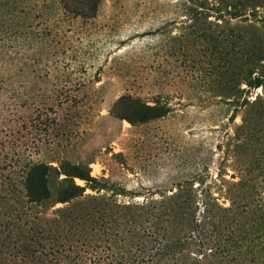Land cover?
Masks as SVG:
<instances>
[{
	"label": "rangeland",
	"instance_id": "obj_1",
	"mask_svg": "<svg viewBox=\"0 0 264 264\" xmlns=\"http://www.w3.org/2000/svg\"><path fill=\"white\" fill-rule=\"evenodd\" d=\"M27 1L0 53V264H264V0ZM74 166L95 178L59 200Z\"/></svg>",
	"mask_w": 264,
	"mask_h": 264
},
{
	"label": "trees",
	"instance_id": "obj_2",
	"mask_svg": "<svg viewBox=\"0 0 264 264\" xmlns=\"http://www.w3.org/2000/svg\"><path fill=\"white\" fill-rule=\"evenodd\" d=\"M29 9L31 7L28 6V1L25 3L23 0H0V53L4 54L8 50L9 44L13 42L22 41L28 36V31L24 28L28 24V15ZM8 54V52H7ZM7 56V55H6ZM24 59V58H23ZM28 62V61H26ZM26 64V63H25ZM16 74V73H15ZM147 108H155L154 105L146 104ZM150 116L141 117H131L129 120L134 122L135 120L145 121ZM29 165V167H28ZM51 165L43 163V162H34L28 163L25 169L22 170L23 178L26 179L27 183H32L34 178L32 179L35 171L41 172V183L44 186V190L46 191L42 195L41 198L47 197L50 194L49 188L47 186V174ZM73 171H67L68 173L66 177H64L65 183L63 188L59 189V200L65 201L69 198H72L76 195H79L83 192L84 186L77 184L74 181L75 176H80L85 179H94L90 173L85 172L82 168L78 166L73 167Z\"/></svg>",
	"mask_w": 264,
	"mask_h": 264
}]
</instances>
